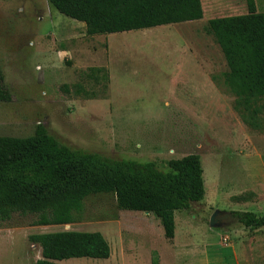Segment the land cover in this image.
I'll return each mask as SVG.
<instances>
[{
    "label": "rangeland",
    "instance_id": "rangeland-1",
    "mask_svg": "<svg viewBox=\"0 0 264 264\" xmlns=\"http://www.w3.org/2000/svg\"><path fill=\"white\" fill-rule=\"evenodd\" d=\"M202 3L201 20L89 36L49 0H0V64L12 92L0 102V135L31 136L42 124L71 148L161 169L196 153L206 186L201 201L176 212L172 240L157 216L120 209L113 194L89 196L83 220L71 224L15 212L0 220V264H35L42 249L30 235L64 230L101 232L111 255L59 264H152L154 252L158 264H264V226L232 214L264 215V111L260 127L249 126L213 81L227 65L207 29L209 19L247 13V0ZM89 67L104 70L88 77ZM217 210L221 226L212 227Z\"/></svg>",
    "mask_w": 264,
    "mask_h": 264
},
{
    "label": "trees",
    "instance_id": "trees-1",
    "mask_svg": "<svg viewBox=\"0 0 264 264\" xmlns=\"http://www.w3.org/2000/svg\"><path fill=\"white\" fill-rule=\"evenodd\" d=\"M62 14L85 23L86 34L116 33L201 20L202 0H49ZM248 12L215 17L207 29L219 44L227 70L213 81L234 97V108L253 128L260 127L264 111V12L247 0ZM104 67H89L93 77ZM106 79H109L106 74ZM76 92L93 95L77 83ZM12 99L0 64V102ZM199 154L167 161L161 169L153 161L113 159L71 148L38 124L33 135H0V220L13 213L37 214L35 224H71L82 221L91 195L113 194L120 209L157 216L167 239L175 237V214L201 201L206 193ZM245 227L264 226V215L233 211ZM42 258L35 264H59L71 258L106 259L111 246L99 231L64 230L30 235ZM154 252L152 264H158Z\"/></svg>",
    "mask_w": 264,
    "mask_h": 264
},
{
    "label": "water",
    "instance_id": "water-1",
    "mask_svg": "<svg viewBox=\"0 0 264 264\" xmlns=\"http://www.w3.org/2000/svg\"><path fill=\"white\" fill-rule=\"evenodd\" d=\"M223 212L220 211V210H217L213 213V215L211 216V219H210V225L212 227H220L221 226V223L218 221L217 217L218 215L222 214Z\"/></svg>",
    "mask_w": 264,
    "mask_h": 264
},
{
    "label": "crops",
    "instance_id": "crops-1",
    "mask_svg": "<svg viewBox=\"0 0 264 264\" xmlns=\"http://www.w3.org/2000/svg\"><path fill=\"white\" fill-rule=\"evenodd\" d=\"M202 2H203V0H202ZM202 5H203V3H202ZM203 10H204V7H203ZM258 10V9H257ZM204 14H205V10H204ZM83 26H85V24L83 25ZM169 26H171V25H169ZM107 66V65H106ZM175 71H177V70H175ZM175 71H174V74H175Z\"/></svg>",
    "mask_w": 264,
    "mask_h": 264
}]
</instances>
